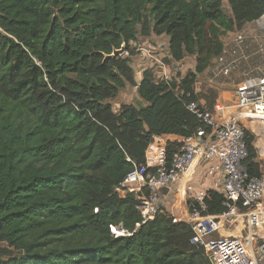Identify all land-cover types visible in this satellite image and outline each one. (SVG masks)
Listing matches in <instances>:
<instances>
[{
    "label": "trees",
    "instance_id": "1",
    "mask_svg": "<svg viewBox=\"0 0 264 264\" xmlns=\"http://www.w3.org/2000/svg\"><path fill=\"white\" fill-rule=\"evenodd\" d=\"M50 2L0 0V264H208L187 224L168 212L144 221L117 188L153 137L208 130L189 107L218 93L197 92L199 77L225 54L224 38L261 20L264 0ZM152 36L168 40L167 64L194 58L195 68L172 84L147 69L137 83L131 44ZM128 87L139 105L115 111ZM246 138L245 166L260 178ZM205 204L225 212L213 191Z\"/></svg>",
    "mask_w": 264,
    "mask_h": 264
},
{
    "label": "built area",
    "instance_id": "2",
    "mask_svg": "<svg viewBox=\"0 0 264 264\" xmlns=\"http://www.w3.org/2000/svg\"><path fill=\"white\" fill-rule=\"evenodd\" d=\"M259 23L264 26V16ZM243 31L236 32V42H252V38L243 36ZM159 50L139 48L138 52L152 63L147 69L153 68L158 80L172 84L177 76L172 73L173 65L165 62L169 53L165 50L159 56ZM263 54L264 49H260L245 60L251 63ZM228 58L225 52L216 62V68L224 76L242 64L237 56ZM233 89V101L229 103L213 98L208 108L190 105L189 109L208 130H200L189 138L153 137L145 151L144 164H133V171L117 188V193L122 198L134 195L137 210L146 222L168 212L174 223L187 224L193 233L191 243L203 250L208 264H264V176H252L245 166L249 156L246 137L247 133L252 134L250 130L253 132L250 126L264 124V72L255 68L245 75V80L235 83ZM171 149L173 154L169 159ZM198 179L208 183L203 185V191L197 192ZM208 191L224 197V213L206 214ZM168 197L186 208L180 216L167 211ZM112 229L117 236L125 235L124 231ZM222 231H235L236 235L227 236Z\"/></svg>",
    "mask_w": 264,
    "mask_h": 264
},
{
    "label": "rangeland",
    "instance_id": "3",
    "mask_svg": "<svg viewBox=\"0 0 264 264\" xmlns=\"http://www.w3.org/2000/svg\"><path fill=\"white\" fill-rule=\"evenodd\" d=\"M225 9L227 12L230 13L229 6L227 2H225ZM243 36L244 37H249L252 38L253 41L250 42V40H247L243 44H238L236 42V37L237 33H233L226 38H224V43L226 46V56L227 59L229 56H237L241 58L242 64L234 70L232 73L224 76L219 73V70L217 69V63L216 65L212 66L209 71H207L205 74L201 75L197 85H196V91H205L208 94L210 93L209 91H216L218 93V96L221 98L222 102L229 103L233 101V96H234V89L233 86L235 83L240 82L242 80H245V75L248 74L249 72L251 73L252 71L255 70V68H260L261 71L264 72V54L263 56H259L255 61L248 63L246 62L245 58L250 55L251 53L254 52H259L260 49H264V26L258 22L247 25L243 31ZM167 39L165 37H156L152 36L150 38H142L140 37L138 42L132 43L131 48L132 51L134 52V55L132 57V67L135 72V78L136 82L140 83L141 81V76L140 74L144 71L143 69H147L152 65L150 61H147L146 59L142 58L141 53L138 52L139 48H159V52H157V55H161L165 53V47L167 45ZM162 47V49L160 48ZM261 55V54H260ZM262 59V61H260ZM217 67V68H216ZM195 68V59L194 58H187L185 61L182 63L173 64L172 67V73L174 75L177 74V72H182L183 74L187 73L189 70H192ZM258 71V70H257ZM257 72H255L256 74ZM213 98H210L208 101H210ZM140 103V98L138 94V90L136 88H131L128 87L126 90H124L116 100L112 102L113 109L115 111H118L122 105H139ZM253 128L250 130V132L254 135L255 142L254 145L257 148H260V156L262 155V160L258 157L257 162L260 164V169L262 172V175L264 176V124L262 125H254L250 126V128ZM196 191H203L204 186L208 183L207 180L201 179V180H196ZM174 203V202H173ZM167 204V203H166ZM168 209L167 211H171V208L169 207V204H167ZM177 210L179 213L175 212L176 216H180L181 214V208L177 207ZM113 231V229L111 230ZM117 232H122L118 231ZM229 231H222L223 234L227 233ZM114 233V232H113ZM233 233V232H229Z\"/></svg>",
    "mask_w": 264,
    "mask_h": 264
},
{
    "label": "crops",
    "instance_id": "4",
    "mask_svg": "<svg viewBox=\"0 0 264 264\" xmlns=\"http://www.w3.org/2000/svg\"><path fill=\"white\" fill-rule=\"evenodd\" d=\"M141 76V78H143V76L142 75H140ZM200 78V77H199ZM142 80V79H141ZM201 92V91H200ZM216 99H218V100H221V98L218 96V97H215ZM206 104V102L205 101H202L201 102V105H205ZM200 179H198V181H199ZM167 200V204H169V207L171 208V211L172 212H174V214H175V212H177V213H179V211L177 210V207H180L182 210H181V213L184 211V210H186V208L185 207H183L182 205H181V203H179V202H177V201H174V199H171V198H167L166 199ZM174 202V203H173ZM166 204V206L168 207V205ZM238 230H240V228H237ZM236 229V230H237ZM238 233V232H237ZM227 235L229 234H231V233H229V232H227L226 233ZM233 234H235L236 235V233H235V231H234V233Z\"/></svg>",
    "mask_w": 264,
    "mask_h": 264
},
{
    "label": "water",
    "instance_id": "5",
    "mask_svg": "<svg viewBox=\"0 0 264 264\" xmlns=\"http://www.w3.org/2000/svg\"><path fill=\"white\" fill-rule=\"evenodd\" d=\"M47 2H49L50 3V5L52 6V3L50 2V0H46ZM125 54V50L124 49H122V50H120V51H118V52H116V54L115 55H124ZM168 191H167V189H165L164 191H163V193L164 194H166Z\"/></svg>",
    "mask_w": 264,
    "mask_h": 264
},
{
    "label": "bare ground",
    "instance_id": "6",
    "mask_svg": "<svg viewBox=\"0 0 264 264\" xmlns=\"http://www.w3.org/2000/svg\"><path fill=\"white\" fill-rule=\"evenodd\" d=\"M224 235H227L226 233ZM227 236H230L229 234Z\"/></svg>",
    "mask_w": 264,
    "mask_h": 264
}]
</instances>
